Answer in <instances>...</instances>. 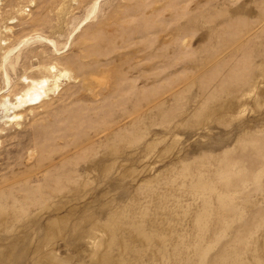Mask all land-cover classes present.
Here are the masks:
<instances>
[{"label":"rangeland","instance_id":"374dc122","mask_svg":"<svg viewBox=\"0 0 264 264\" xmlns=\"http://www.w3.org/2000/svg\"><path fill=\"white\" fill-rule=\"evenodd\" d=\"M0 264H264V0H0Z\"/></svg>","mask_w":264,"mask_h":264},{"label":"bare ground","instance_id":"6f19581e","mask_svg":"<svg viewBox=\"0 0 264 264\" xmlns=\"http://www.w3.org/2000/svg\"><path fill=\"white\" fill-rule=\"evenodd\" d=\"M45 81L46 79H42L39 81L29 80L28 82H25L27 83V85H29L30 88L26 92H24V94H21V96L17 95V97H15L17 101L16 104L14 103L15 107L21 106V104H31L33 100L39 99L44 96L47 90L54 91L57 88L58 84L55 83L56 80L53 83V87L51 86V89L48 88L49 86H46L47 88L44 87L43 84L45 83Z\"/></svg>","mask_w":264,"mask_h":264}]
</instances>
